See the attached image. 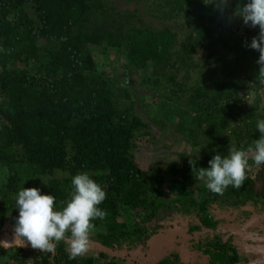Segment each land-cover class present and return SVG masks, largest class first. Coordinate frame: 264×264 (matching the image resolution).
<instances>
[{"label": "trees", "instance_id": "obj_1", "mask_svg": "<svg viewBox=\"0 0 264 264\" xmlns=\"http://www.w3.org/2000/svg\"><path fill=\"white\" fill-rule=\"evenodd\" d=\"M102 2L0 0V168L7 172L6 182L0 187V225L16 210V196L24 187L54 195L56 204L65 207L71 194L69 179L47 177L52 171L71 166L89 175L93 172L90 176L105 190L107 198L99 207L108 215L101 221L107 235L119 244L147 235L166 206L167 193L148 180L147 172L135 163V141L149 132L135 112L133 92L117 90L99 67L91 46L123 49L128 66L145 71L151 65L168 62L173 35L168 30L102 29L98 24L93 27L91 19L103 8ZM215 2H162V6L170 8L166 13L168 18L185 13L198 30V37L190 38L189 52L195 53L207 44L204 20L218 7ZM246 2L229 0L228 5L235 8ZM251 32L252 29H245L241 35L233 34L223 40L230 57L223 62L224 67L218 65L215 82L209 84L194 75L197 78L194 77L190 87L179 90L189 95L191 112L199 121L217 125L228 116L236 121L238 95L264 90V77L259 76L256 63L259 53L245 46V42L250 43L256 37ZM251 80L259 82L256 89L249 84ZM262 99L257 97L253 105L245 106L248 125L244 128L248 138L258 132L251 131L254 122L264 119ZM164 108L160 105L158 113ZM171 110L175 114L180 112L174 104ZM169 184L168 191L175 200H183L190 208L194 220L191 233L205 234L194 250L208 259L207 264L249 262L238 242L230 237L224 239L220 220L209 207L208 198L214 192L190 190L177 179ZM247 199L250 201L249 197L239 196L232 208L239 212L237 220L242 223V231L250 235L254 228L249 222L248 230L244 228L243 217ZM255 210L258 209L252 211ZM132 220L133 225L129 226ZM21 253L20 249L15 252L13 264H19ZM40 257L35 264H96L97 261L95 257L70 259L62 242L57 244L53 256L41 252ZM102 264L117 262L112 257ZM155 264L183 263L168 253Z\"/></svg>", "mask_w": 264, "mask_h": 264}, {"label": "rangeland", "instance_id": "obj_2", "mask_svg": "<svg viewBox=\"0 0 264 264\" xmlns=\"http://www.w3.org/2000/svg\"><path fill=\"white\" fill-rule=\"evenodd\" d=\"M102 1L103 8L91 19L93 27L98 24L102 29L120 27L126 30L137 27L155 32L168 30L173 35L168 62L158 66L151 65L145 71L129 67L123 49L91 46L95 50L99 67L112 79L117 90L130 89L133 92L135 112L149 132L135 141V163L147 172L148 180H152L167 193L166 206L158 213L147 235L140 239L134 237L132 241H122L120 244L107 235V229L100 219L92 221L95 228L90 233L89 249L78 257H95L96 264L107 262L112 257H115L117 264H155L163 254L170 253L183 264H207L208 259L194 250L197 241L205 234L191 233L190 227L194 225V220L190 217V208L184 205L183 200H175L174 195L168 191L169 183L177 179L186 183L190 190L198 188L200 192L203 189L209 192L206 180L198 175L199 168L209 166V160L216 154L226 156L230 150L247 148L259 139L260 133L256 124L260 119L254 122L251 130L258 131L257 135L253 134L248 138L244 128L248 125L244 111L248 110L246 105L255 103V98L264 97V90L238 95L239 110L235 114H239H234L237 120L234 121L232 116H228L217 125L195 118V114L191 112L189 95L179 90L190 87L194 75L200 76L199 78L209 84L215 82L219 76L218 65L224 67L223 62L230 57L223 40L233 34L241 35L245 29L252 28L246 27L242 19L235 16L238 7H230L228 4L216 7L212 15L206 16L204 20L207 44L203 49L192 53L189 52L188 44L190 38L195 40L198 37V30L186 18L185 13L168 18L166 13L170 8L162 6L165 0ZM251 34L258 36L259 28L252 29ZM249 84L255 89L259 86L256 80H251ZM173 104L179 106V113H173ZM160 105L165 108L158 113ZM260 106L261 109L264 108V101ZM250 165L251 173L247 170L243 187L236 189L229 186L223 193L211 194L208 202L211 211L220 220L224 239L230 237L238 242L244 249V255L250 260L264 262V166L257 168L251 164V159ZM79 173L83 172L71 166L52 171L47 178L69 179L72 190V177ZM6 178V170L0 168V187L6 182ZM242 194L250 198V201L247 199L249 203L243 207V217L246 220L244 228H248L247 222L254 228L250 235L242 231V223L237 220L239 212L232 208ZM55 207L62 210L64 206L59 203ZM255 207L258 210L253 212ZM18 215L19 211L16 209L0 225V240L12 239L13 226ZM126 219L129 221L128 217L125 221ZM132 219L134 220V216ZM133 220L129 222V226L133 225ZM61 242L66 250L69 247L68 241ZM18 249L22 251L19 264H35L36 260L41 259V251L38 249L13 246L0 248V264H13L12 258Z\"/></svg>", "mask_w": 264, "mask_h": 264}, {"label": "clouds", "instance_id": "obj_3", "mask_svg": "<svg viewBox=\"0 0 264 264\" xmlns=\"http://www.w3.org/2000/svg\"><path fill=\"white\" fill-rule=\"evenodd\" d=\"M229 0H216L218 7L227 5ZM235 16L241 18L246 27L259 28V34L245 46L259 53L256 63L259 76L264 77V0H247L237 8ZM260 133L247 148L232 149L229 154H216L209 160L207 168H199L198 175L206 180V187L214 193H223L229 186L239 189L246 180L247 169L254 164L264 166V119L257 121ZM193 165V161L190 160ZM70 199L62 210L55 207L54 195L41 194L39 188H22L17 196L15 209L19 215L13 226L11 240H0V248L13 246L38 249L42 253L55 254L61 241H68L66 251L70 259L86 253L90 244V233L95 228L92 221L103 220L108 213L101 209L107 198L103 187L88 173L72 177Z\"/></svg>", "mask_w": 264, "mask_h": 264}, {"label": "crops", "instance_id": "obj_4", "mask_svg": "<svg viewBox=\"0 0 264 264\" xmlns=\"http://www.w3.org/2000/svg\"><path fill=\"white\" fill-rule=\"evenodd\" d=\"M243 251H244V249H243ZM243 255H244V254H243ZM244 256H245V255H244ZM246 257H247V256H246ZM247 258H248V257H247ZM248 259H249V258H248ZM256 263H257V264H264V262H258V261L255 262V261L250 260V259H249V262H245V263H244V262H241V263H238V264H256ZM199 264H200V263H199Z\"/></svg>", "mask_w": 264, "mask_h": 264}]
</instances>
